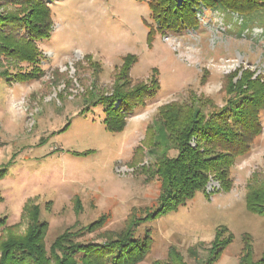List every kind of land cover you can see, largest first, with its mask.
Masks as SVG:
<instances>
[{
  "label": "rangeland",
  "instance_id": "374dc122",
  "mask_svg": "<svg viewBox=\"0 0 264 264\" xmlns=\"http://www.w3.org/2000/svg\"><path fill=\"white\" fill-rule=\"evenodd\" d=\"M49 4L53 26L51 36L37 42V75H16L33 66L23 62L19 67L15 59L0 56V169L7 167L0 178V218L6 217L0 240L25 234L26 207L37 206L48 223V249L66 230L78 231L102 218L98 229L79 240L103 241L158 203L161 183L158 177L148 180L143 167L154 162L145 139L161 106L197 94L221 107L228 97L222 90L227 76L237 72L236 81L244 69L264 74V13L256 15L259 21L251 31H242L236 14L205 11L198 30L153 31L149 40L153 20L147 1ZM129 54L136 58L128 75L132 84L156 79L159 88L127 117L123 131L111 132L102 107L93 102L122 82L120 70ZM262 124L252 151L233 168L231 190L213 178L212 185L221 186L216 191H197L177 210L137 228V236L150 229L153 239L138 264H167L171 246L188 264H239L248 240L254 259L262 258L264 215L251 213L245 199L248 179L264 170V111ZM221 227L228 228L233 241L209 263Z\"/></svg>",
  "mask_w": 264,
  "mask_h": 264
},
{
  "label": "trees",
  "instance_id": "16d2710c",
  "mask_svg": "<svg viewBox=\"0 0 264 264\" xmlns=\"http://www.w3.org/2000/svg\"><path fill=\"white\" fill-rule=\"evenodd\" d=\"M54 0H0V8L12 4L15 10L0 11V56L28 63L32 71L16 75L33 77L40 71V50L37 42L51 36L53 18L50 4ZM147 1L153 24L149 32L180 33L198 30L200 14L218 11L236 14L237 24L251 31L258 23V14L264 13V0H139ZM264 31V29H263ZM135 55L124 58L121 67L122 82L110 95H102L93 105L102 107L104 122L111 132H121L127 117L155 96L159 84H132L130 67ZM6 73L12 74L7 71ZM237 72L227 76L222 87L228 97L218 107L212 98L194 94L185 101H174L161 106L153 123L147 128L146 146H150L154 162L143 167L148 180L158 177L161 194L158 203L141 217H133L128 226L107 236L103 241L79 240L103 224V218L81 230H66L50 248L46 245L48 223L41 220L37 206H27L30 215L28 230L23 235H12L0 240V264H138L151 251L153 239L150 229L141 236L137 228L177 210L193 198L197 191H205L211 178L222 183L223 190L233 187L232 171L236 162L248 155L263 133L264 74L244 69L234 81ZM139 149V148H138ZM172 150L177 151L174 156ZM7 167L0 169V178ZM246 206L254 214L264 215V170H255L246 185ZM5 218H0V227ZM227 234V235H225ZM233 241L228 228L217 230L208 262L218 260ZM253 246L248 240L243 247L239 264H264V255L255 260ZM167 264H188L181 252L171 246Z\"/></svg>",
  "mask_w": 264,
  "mask_h": 264
},
{
  "label": "built area",
  "instance_id": "2783aa9c",
  "mask_svg": "<svg viewBox=\"0 0 264 264\" xmlns=\"http://www.w3.org/2000/svg\"><path fill=\"white\" fill-rule=\"evenodd\" d=\"M213 178L210 179L209 183L207 184L206 188H207V192L211 193L213 191H216L217 189H219L221 186L219 185V188L217 187V184L214 186L212 185L211 181ZM220 183V182H219Z\"/></svg>",
  "mask_w": 264,
  "mask_h": 264
}]
</instances>
